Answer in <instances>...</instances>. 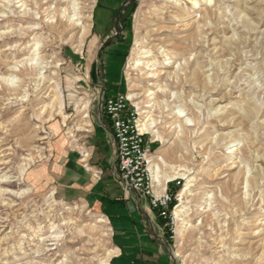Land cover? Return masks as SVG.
Instances as JSON below:
<instances>
[{
    "label": "rangeland",
    "instance_id": "1",
    "mask_svg": "<svg viewBox=\"0 0 264 264\" xmlns=\"http://www.w3.org/2000/svg\"><path fill=\"white\" fill-rule=\"evenodd\" d=\"M9 1L0 0V264L142 261L141 216L111 207L136 194L90 171L115 158L98 133L100 104L117 93L135 94V117L154 124L145 146L174 207L188 189L180 239L173 217L168 228L157 216L146 224L160 264H264V0Z\"/></svg>",
    "mask_w": 264,
    "mask_h": 264
},
{
    "label": "built area",
    "instance_id": "2",
    "mask_svg": "<svg viewBox=\"0 0 264 264\" xmlns=\"http://www.w3.org/2000/svg\"><path fill=\"white\" fill-rule=\"evenodd\" d=\"M100 111L110 122L114 139L116 175L125 196L130 192L147 200L149 208L164 222L173 225L172 207L176 200L166 186L154 181L149 169V150L144 133L138 128L135 112L129 107L127 97L118 93L100 104ZM180 183L176 182L178 186Z\"/></svg>",
    "mask_w": 264,
    "mask_h": 264
},
{
    "label": "crops",
    "instance_id": "3",
    "mask_svg": "<svg viewBox=\"0 0 264 264\" xmlns=\"http://www.w3.org/2000/svg\"><path fill=\"white\" fill-rule=\"evenodd\" d=\"M109 12V6L104 4V6L101 8V18L102 19H106L107 18V13ZM100 23V22H98ZM118 94V93H117ZM116 94V95H117ZM115 96V95H114ZM112 97H108V99L113 98ZM105 118V116H104ZM105 125H103L101 127V129H99V142L101 143V146H103L104 148H106L107 150V154L110 153V155H113L114 152V139H113V135H112V129H111V124L109 121L106 120L105 118ZM145 140V139H144ZM115 155V154H114ZM105 162H102V164L91 167L90 171H92L93 173H98V171H96L99 167H100V171L104 173V176L106 178H108L110 175L112 176L111 172L113 173V175L116 174V165H115V158L112 161V164L110 165V169L106 166V163H109L108 159L104 160ZM80 170L78 178L81 177V179H88L89 175L86 173L85 170H81V167L78 168ZM89 170V169H88ZM112 170V171H111ZM100 172V173H101ZM61 173V171H60ZM91 181V179H90ZM93 182V181H92ZM92 186V185H90ZM87 188L89 189V187L86 186V190ZM135 200L130 199V200H123V202H119V203H112L111 207H116V206H120L123 208V211H129L131 212L133 210V206H134V210L137 214V216H141L139 217V228H140V240H139V250L137 251L139 253V256L141 255L142 257V261L140 262H134L133 260H131L129 262V264H160L161 261H159L160 257V251H159V246H157L156 242L154 241V236L150 235L146 229V224L149 226V228H152V221H153V217H156L157 214L152 211L149 206H148V202L146 199L142 198V197H138L137 195L134 197ZM117 200V199H115ZM141 208V210H139L138 208ZM111 209V208H110ZM115 212V210H114ZM140 212L143 214H140ZM115 217L118 218L121 215H110V217ZM158 217V216H157ZM159 221L162 223L163 228H164V222L158 218ZM122 235L124 236L123 239H126V241L129 240V242L134 241V237L132 235L131 238H128V235L125 233H122ZM126 246H130L129 243H126ZM131 252H129L128 254L132 255L134 251H132V249H129Z\"/></svg>",
    "mask_w": 264,
    "mask_h": 264
},
{
    "label": "bare ground",
    "instance_id": "4",
    "mask_svg": "<svg viewBox=\"0 0 264 264\" xmlns=\"http://www.w3.org/2000/svg\"><path fill=\"white\" fill-rule=\"evenodd\" d=\"M14 1L13 0H10L7 4H5L6 5V7H14ZM18 3V2H17ZM9 4H12V5H10L9 6ZM83 19V18H82ZM77 25H82V24H77L76 23V26ZM73 26V25H72ZM75 26V25H74ZM82 28V27H81ZM88 30L87 29H85V28H83V33H84V35H85V33L87 32ZM83 35V34H82ZM83 35V36H84ZM82 36V37H83ZM171 62L169 61V59H165L164 60V65H168V64H170ZM134 65L135 66H139V64L138 63H134ZM148 78H153V76H148ZM148 95H153L152 93H150V94H148ZM150 97V96H149ZM137 99V96L135 95V94H133V93H130V94H128V96H127V100L128 101H134V100H136ZM135 105H137L136 103H134ZM141 114H143V112L141 113H139L138 115L139 116H141ZM137 123H138V128H139V131L141 132V133H144V132H147V131H149V130H153L154 129V124L152 123V122H148L147 123V121L146 122H144V123H142L141 121H140V118H138V120H137ZM229 153H231V152H229ZM149 156H150V158H149ZM148 156V159H149V169H150V171H151V173H152V176H153V180L154 181H157V182H159V183H161V176L159 175V170H158V168H157V166L152 162V157H151V155H149ZM180 177H182V179L185 177L183 174H181V176ZM169 181V178L168 177H164V179H163V181ZM187 182H188V180H187ZM186 192H188V189H187V187L186 186H184L181 190H180V192L178 193V195H177V201H178V203H177V205L174 207V209H173V212H172V217H173V221H174V223H175V225H176V228H175V230H174V234H175V237L176 238H178V239H180L181 238V236H182V231H183V229H184V225H186V223H185V221H184V219H185V211H186V208H185V195H186ZM187 197V196H186ZM98 223H99V225L100 226H102V227H104V225H106L105 224V218L103 217V216H99L98 217ZM114 251L115 250H111V253H114ZM115 255V254H114ZM234 258V257H233ZM241 261H242V259H241ZM231 263V262H230ZM240 263V258H237V257H235L234 258V260H232V264H239Z\"/></svg>",
    "mask_w": 264,
    "mask_h": 264
},
{
    "label": "trees",
    "instance_id": "5",
    "mask_svg": "<svg viewBox=\"0 0 264 264\" xmlns=\"http://www.w3.org/2000/svg\"><path fill=\"white\" fill-rule=\"evenodd\" d=\"M174 206V202H173V204L171 205V208ZM167 236H169V233L167 232V234H166Z\"/></svg>",
    "mask_w": 264,
    "mask_h": 264
}]
</instances>
